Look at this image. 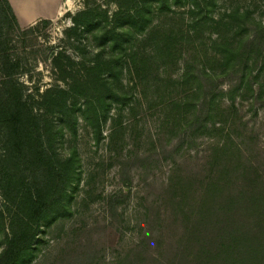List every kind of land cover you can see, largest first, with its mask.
Listing matches in <instances>:
<instances>
[{
	"label": "trees",
	"instance_id": "obj_1",
	"mask_svg": "<svg viewBox=\"0 0 264 264\" xmlns=\"http://www.w3.org/2000/svg\"><path fill=\"white\" fill-rule=\"evenodd\" d=\"M114 1L118 9L110 13L98 0H84V7L72 16L73 26L91 33L96 46L108 49L109 55L127 54L132 60L133 42L150 29L154 8L170 10L190 3L191 13L202 12L198 0ZM38 23L50 24L51 20L41 19L23 28L9 0H0V229L8 228L0 264L31 262L30 249L41 222L65 209V195L76 179L77 156L73 153L61 159L54 151L55 134L45 117L47 106L57 98L63 100L62 95L69 91L80 96L95 94L89 102L93 109L109 111L113 101L128 103L125 94L109 87L112 74L106 72H114V61L96 58L86 64L62 50L53 54L52 62L57 79L68 90L59 85L42 92L30 90L21 79L28 70L16 56L14 41L17 34H27ZM215 47H223L220 72L185 62L181 79L194 85L180 104L175 136L161 146V153L154 149L135 154L134 160L123 163L122 172L129 174L134 163L150 167L160 154L178 162L183 149L198 150L196 140L207 129L214 135L225 133V138L207 146L197 164L185 162L184 170L175 172L165 185L174 224H150L141 240L113 264H264L261 135L250 120H229L225 130L228 120L218 118L220 99L226 97L229 115L246 102L251 120L264 119V22L256 23L253 32L241 36L238 43L217 42ZM223 83H227L226 89ZM95 116L97 120V113ZM129 182L124 180L127 186ZM122 199L116 193L109 197L112 217L117 216ZM99 259L87 240L57 263L99 264Z\"/></svg>",
	"mask_w": 264,
	"mask_h": 264
},
{
	"label": "rangeland",
	"instance_id": "obj_2",
	"mask_svg": "<svg viewBox=\"0 0 264 264\" xmlns=\"http://www.w3.org/2000/svg\"><path fill=\"white\" fill-rule=\"evenodd\" d=\"M98 1L110 13L118 9L114 0ZM198 1L202 12L196 15L191 13L190 3L161 11L153 7L150 29L133 42L134 60L127 54L109 55L108 49L96 46L91 33L74 29L72 16L84 7V0H63L58 19L50 24L38 23L27 34L15 36L16 56L28 70L21 79L33 92L54 85L68 90L57 79L52 62L53 54L62 50L86 64L96 58L114 61V72H106L112 74L109 87L125 94L128 100L122 105L113 101L107 104L106 111L90 106L95 94L80 96L69 91L62 95L63 100L55 94L57 100L47 106L45 117L55 134L56 155L65 159L74 153L78 166L76 179L63 201L65 209L41 222L28 264L59 263L87 240L96 249L99 264H113L141 240L150 224H174L165 185L175 172L184 170L185 162L197 164L207 146L225 138V133L214 135L207 129L196 140L198 150L183 149L177 155L178 162L160 154L150 167L134 163L129 174H123V163L134 160L135 154L154 149L161 153V146L175 136L181 118L180 104L194 85L181 79L185 62L220 72L223 47H215V43L236 44L241 36L253 32L256 23L264 22V0H207L213 2L209 6ZM222 87L226 89L227 83ZM237 108L234 115H229L230 102L226 97L220 99L218 118L228 120L225 130L229 129V120H250L264 146V119L251 120L246 102ZM124 180H130L128 186ZM114 193L123 199L117 216L112 217L108 199ZM2 204L0 191V211ZM7 231V227L0 229V252L5 247Z\"/></svg>",
	"mask_w": 264,
	"mask_h": 264
},
{
	"label": "crops",
	"instance_id": "obj_3",
	"mask_svg": "<svg viewBox=\"0 0 264 264\" xmlns=\"http://www.w3.org/2000/svg\"><path fill=\"white\" fill-rule=\"evenodd\" d=\"M63 0H9L21 27L41 19L56 20L62 14Z\"/></svg>",
	"mask_w": 264,
	"mask_h": 264
}]
</instances>
